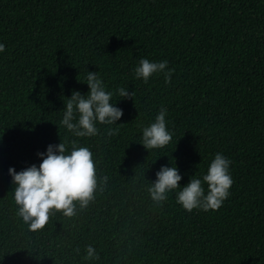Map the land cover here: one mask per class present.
<instances>
[{"label": "trees", "instance_id": "obj_1", "mask_svg": "<svg viewBox=\"0 0 264 264\" xmlns=\"http://www.w3.org/2000/svg\"><path fill=\"white\" fill-rule=\"evenodd\" d=\"M0 43V264H264V0H0ZM143 57L167 60L169 81L136 78ZM86 70L123 116L76 137L60 121L71 91H88ZM161 108L172 139L146 150L142 128ZM73 141L93 153L94 198L31 231L8 169ZM217 152L233 179L219 209L187 212L179 189L149 198L162 165L183 186ZM86 244L99 259L85 258Z\"/></svg>", "mask_w": 264, "mask_h": 264}, {"label": "clouds", "instance_id": "obj_2", "mask_svg": "<svg viewBox=\"0 0 264 264\" xmlns=\"http://www.w3.org/2000/svg\"><path fill=\"white\" fill-rule=\"evenodd\" d=\"M5 45L0 43V53ZM168 61H152L140 58L134 68L136 78L147 82L154 75L164 73L168 82L173 69L168 68ZM88 91L82 94L72 90L64 103L60 123L76 137H91L97 134L98 123L115 124L123 116V109L112 102L113 93L107 91L98 72L86 70L85 82ZM124 98H132L133 91L124 87L117 89ZM166 109L161 108L153 122L142 128L140 144L146 149H155L167 145L172 139V132L167 127ZM40 163L32 164L20 171L9 167L8 174L15 185L13 199L16 215L31 231L43 229L50 216L57 212L65 217H74L79 209L88 206L97 190L96 162L87 146H73L69 151L64 143L47 145L44 152H38ZM231 161L217 152L211 159L207 172L202 176L192 175L188 182L180 185L182 175L176 166L162 165L155 173L147 191L149 198L162 204L170 192L175 193L180 207L191 212L217 210L230 194L233 179L230 172ZM107 180V177H103ZM204 184L207 185L205 191ZM86 259H99L93 244L84 246Z\"/></svg>", "mask_w": 264, "mask_h": 264}]
</instances>
